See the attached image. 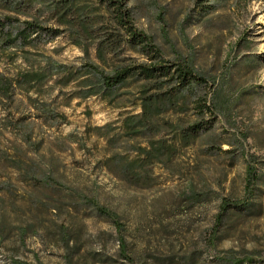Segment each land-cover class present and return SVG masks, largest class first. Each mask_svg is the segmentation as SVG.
I'll return each instance as SVG.
<instances>
[{"label": "rangeland", "instance_id": "obj_1", "mask_svg": "<svg viewBox=\"0 0 264 264\" xmlns=\"http://www.w3.org/2000/svg\"><path fill=\"white\" fill-rule=\"evenodd\" d=\"M8 1L18 0H0V17L14 16L6 12ZM127 2L137 28L166 58L179 53L193 60L215 81L227 109L192 145L177 143L167 166L152 168L156 184L148 189L108 174L100 163L104 141L85 134L88 127L120 126L125 115L140 112L136 106L116 108L93 97L59 107L66 123L50 127L30 118L33 140L43 143L42 163L53 168L61 187L24 182L0 162V184L10 186L0 191V264H233L227 258L264 264V0H222L207 16L195 0ZM44 51L65 64L82 57L64 37ZM25 69L19 59L10 64L0 55V72L15 77ZM15 98L12 117L33 113L25 95ZM5 116L0 108V119ZM167 118L195 119L192 113ZM10 142L20 145L5 131L1 148H11ZM251 160L259 180L249 203L226 212L214 231L221 201L243 197ZM194 193L205 197L196 200ZM78 194L115 213L122 230L81 204ZM120 241L129 259L122 257Z\"/></svg>", "mask_w": 264, "mask_h": 264}, {"label": "trees", "instance_id": "obj_2", "mask_svg": "<svg viewBox=\"0 0 264 264\" xmlns=\"http://www.w3.org/2000/svg\"><path fill=\"white\" fill-rule=\"evenodd\" d=\"M221 1L195 0L204 16L215 13ZM7 4L6 12L14 16L0 17V55L10 64L19 59L27 69L15 77L0 72V108L6 112L0 119V162L24 182L61 187L53 168L42 163L43 143L33 140V122L28 120L49 123L50 127L66 123L59 107H68L73 100L95 97L109 106L140 110L125 115L120 126L88 127L85 134L104 141L106 155L100 163L108 174L143 189L156 184L155 165L167 166L177 156V143L192 145L227 109L228 102L222 99L215 81L202 75L193 60L179 53L166 58L152 36L137 28L127 0H18ZM60 37L80 50L82 57L77 62L65 64L44 51ZM55 91L52 100L43 99ZM17 92L26 96L32 114L12 117ZM190 113L195 117L191 122L167 118ZM5 131L13 133L20 145L10 142L11 148L2 149ZM258 180V168L251 160L246 166L243 197L221 201L214 231L226 212L249 203ZM7 188L10 186L0 184V191ZM78 197L81 204L110 220L117 232L122 230L115 213L90 198ZM193 197L200 200L205 196L194 193ZM119 245L122 257L129 259L124 242ZM249 259L227 258L233 264Z\"/></svg>", "mask_w": 264, "mask_h": 264}]
</instances>
